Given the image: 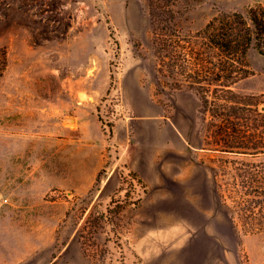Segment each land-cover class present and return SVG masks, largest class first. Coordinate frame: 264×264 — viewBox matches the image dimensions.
Segmentation results:
<instances>
[{
  "label": "rangeland",
  "instance_id": "rangeland-1",
  "mask_svg": "<svg viewBox=\"0 0 264 264\" xmlns=\"http://www.w3.org/2000/svg\"><path fill=\"white\" fill-rule=\"evenodd\" d=\"M252 8L264 0H0V264L13 253L22 264H264V231L238 244L208 178L213 166L226 182V155L205 148L210 116L196 88L158 72L152 13L192 36ZM246 60L232 88L264 99V53L252 47ZM123 119L127 152L160 158L158 186L109 168L123 152L113 140ZM100 140L108 161L89 190L51 186L64 153L91 156Z\"/></svg>",
  "mask_w": 264,
  "mask_h": 264
},
{
  "label": "trees",
  "instance_id": "trees-1",
  "mask_svg": "<svg viewBox=\"0 0 264 264\" xmlns=\"http://www.w3.org/2000/svg\"><path fill=\"white\" fill-rule=\"evenodd\" d=\"M163 12L152 11L157 69L171 77L175 87L196 88L203 117L210 116L205 148L226 155L228 175L221 183L219 171L211 166L212 180L240 244L242 233L264 231V162L251 160L264 153V99L240 95L232 85L248 75L249 50L264 53V9L252 8L248 15L223 13L192 36L168 24Z\"/></svg>",
  "mask_w": 264,
  "mask_h": 264
},
{
  "label": "crops",
  "instance_id": "crops-1",
  "mask_svg": "<svg viewBox=\"0 0 264 264\" xmlns=\"http://www.w3.org/2000/svg\"><path fill=\"white\" fill-rule=\"evenodd\" d=\"M126 129L127 121L124 119L115 124L113 140L114 142H116L119 148L121 147V150L123 152L120 153L119 156H116V158L114 157L116 161L109 168L114 171L116 170L118 164H124L125 166L132 169L136 174H138V176L142 180L147 182L150 188L151 186H158V184L162 183L163 181L162 173L160 171V158H158V155L156 153H154L153 155H146L143 153V151H141V149L137 147L127 152L128 145L124 139ZM100 143L101 146L99 148ZM100 143L98 145L97 152L91 156L82 151H69L66 154L64 153V157H62V159H67V166L66 168L62 169L60 173L61 178H54V183L51 186L77 193H82L89 190L96 182L100 171L106 168V164L108 161V155L106 152L107 142L104 140H100ZM190 175L191 173L189 172H183L180 174L181 180L184 182V184H186V190H188ZM208 178L210 182H212L211 172L209 173ZM164 190L165 192H172V190L168 187H165ZM161 193L162 192H158L157 190V192L155 193V197H157ZM186 199L189 201L188 195L186 196ZM13 236H16L14 232ZM16 237L18 239V236ZM52 237V240L47 245H54L55 238L54 236ZM21 243L22 242L18 240L17 253H20V249L23 245ZM37 245V238L33 237L32 242H29L28 251L26 252V255L24 257L29 260L35 257L37 252ZM14 254L15 253L12 254V257L6 258L7 262H13L11 264H22V260H16ZM4 260L5 259H3V261Z\"/></svg>",
  "mask_w": 264,
  "mask_h": 264
}]
</instances>
